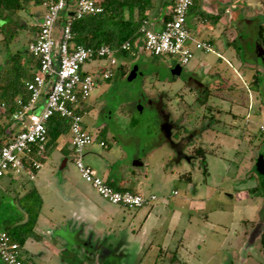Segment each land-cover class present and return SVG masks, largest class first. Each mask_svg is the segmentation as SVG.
Instances as JSON below:
<instances>
[{"label":"rangeland","instance_id":"374dc122","mask_svg":"<svg viewBox=\"0 0 264 264\" xmlns=\"http://www.w3.org/2000/svg\"><path fill=\"white\" fill-rule=\"evenodd\" d=\"M250 1V15L256 16V25H264V17L257 16L260 15L257 12L263 10L264 0ZM31 9L32 6L13 16L16 19L13 21L2 17L0 66L8 53L21 52L29 58L26 48L33 35L29 28L35 23L32 18L35 12L31 13ZM193 15V12L187 15L188 19ZM60 26L58 21L54 33L56 40ZM186 26L192 37L210 43V53L194 51L193 58L186 65H181L175 56L155 58L141 56L142 52H138L128 60L115 55L113 76L98 81L84 102L87 110L83 118L93 142L83 149V164L101 179L108 178V184L123 175L131 176L140 183L138 191L141 195H154L157 199L153 207L138 211L117 209L122 213L110 219L109 223L112 227L119 224L123 230H117L115 234L109 231L106 238L113 252L103 255L104 260L90 264H264L261 236L255 243L250 241L256 227V233L264 235V223L260 226L264 187L259 192L243 189L249 187L251 180L242 172L251 166L250 157L253 166L260 157L264 159V132L259 130V126L264 127V102H260L264 100V69L258 77V86H254L253 66L259 59L257 47L253 46L254 36L250 29L243 31L247 50L244 52L243 47L241 50L227 45L226 36L218 27L199 32V25L194 27L189 20ZM104 62L95 60L83 65L82 69L96 72ZM121 65L126 69L119 75L116 70ZM176 70H179L178 75L174 73ZM194 83L204 85L206 105L212 106L213 111L209 112L205 106L195 103L202 87L196 88ZM217 95L227 99L219 101ZM250 98L255 105L248 112L251 122L244 133ZM185 104H189L186 115L189 120L184 127L189 130L188 144L185 150L178 152L181 139L170 137L168 125L173 130L171 136H185L181 130L185 124H180ZM215 110L220 111L218 116ZM236 110L240 112L233 125L237 132H233L229 125ZM9 130L7 138L14 132L11 127ZM249 137L252 145L245 140ZM242 138L243 144L238 149L237 144ZM6 140L4 137L1 145ZM100 142L106 146L101 147ZM197 147L211 150L206 155V174L192 156ZM71 154L68 146L60 143L50 151L43 170L53 173L57 180L64 177L85 189L88 196L104 208L116 209L117 205L102 201L80 178ZM64 159L66 165L61 169ZM234 167L239 169L237 179L233 176ZM255 172L256 169L252 172L253 180L257 178L258 182ZM181 175H189L191 182L179 179ZM56 189L58 191V187ZM209 194H212V199H209ZM1 197L4 199L0 203V220L6 216L15 218V206L22 204L21 199L13 203L10 198L14 196L6 198L7 194H4ZM196 204L200 211L196 210ZM221 206L229 209L221 210ZM151 208L154 210L148 212ZM137 212L139 215L135 217ZM101 223L104 222H97ZM247 231L248 236L238 241L241 238L238 236ZM114 248L122 250L116 254ZM160 248L162 251L159 253ZM68 253L62 262L60 258L53 263H81L75 262ZM245 255L249 256L243 262ZM34 263H39V260Z\"/></svg>","mask_w":264,"mask_h":264},{"label":"built area","instance_id":"2783aa9c","mask_svg":"<svg viewBox=\"0 0 264 264\" xmlns=\"http://www.w3.org/2000/svg\"><path fill=\"white\" fill-rule=\"evenodd\" d=\"M43 0L44 10L38 32L27 45V52L38 61L31 81L25 83L29 100L11 116L18 128L0 147V178L12 174H25L33 179L42 167L44 146L47 141L46 122L57 115L68 118L71 150L75 156L74 166L80 178L88 183L100 198L112 205L127 210H138L151 206L157 199L154 195L144 196L131 191H117L97 176L94 170L82 162L83 149L92 144L91 134L82 128L83 114L77 113L79 106L86 101L98 81L113 76L117 50L107 46L85 48L74 44L71 21L102 12L104 0ZM193 0H175L170 19L164 22L160 31L154 32L146 27L140 28L141 50L143 53L161 57H177L181 65L193 58L194 51L211 52L208 42L192 37L186 28L187 15ZM63 13V15H61ZM71 14V15H70ZM62 21L59 37L54 33L56 24ZM128 42L121 46L129 51ZM95 60H104L106 66L99 76L82 72V66ZM42 101L40 112H34ZM263 129V128H261ZM101 147L105 143L100 142ZM19 245L11 237L0 232V262L2 264H22Z\"/></svg>","mask_w":264,"mask_h":264},{"label":"crops","instance_id":"0c3cea01","mask_svg":"<svg viewBox=\"0 0 264 264\" xmlns=\"http://www.w3.org/2000/svg\"><path fill=\"white\" fill-rule=\"evenodd\" d=\"M73 2L74 0L71 1V4ZM174 2L175 0H154L153 9L147 12V19L145 21L146 27L154 32L160 31L163 27L165 16L171 15ZM250 4H251L250 0H197L196 7H198L201 12L216 17L217 20L214 23L211 22L202 23L199 21L194 24V27L196 24L197 26L199 25V28L197 27L199 32L201 31L206 32L210 30L212 27L213 29H215L216 27L220 28L223 34L226 36V40H227L226 44L229 46H233L235 49L237 48L241 49V47L243 48L246 47L242 35L245 29H250L254 36L253 46L256 45L257 54L259 55V59L255 60L254 63L255 65L253 66V70L254 72L257 71L259 73L258 75L259 77L262 75L264 69V47H262L260 40L258 39L257 36V27L260 24L256 25V21H255L257 19L255 18L256 16L253 17L250 15L251 12V10L249 11V9L251 8ZM31 6H32L31 13L35 12L32 16L33 20L35 21L33 25L39 26L42 19L41 15L43 13V9L39 6H34V5ZM262 6H263V10L257 12L260 13V15H257L260 18L264 17V1L262 2ZM6 17L8 16L7 15L3 16V18ZM8 18H10L11 21L15 19L13 16ZM1 22H2V18L0 17V28L4 26V24H1ZM24 26L27 27V25ZM1 32L2 31L0 30V33ZM32 32L33 35L29 40V42L33 41L36 36V31L35 32L32 31ZM247 48L249 49V47ZM243 51L247 52L246 48ZM135 52L136 53L142 52L141 44L136 46ZM142 55H147V54L142 52L141 56ZM4 60L5 59H3V62ZM259 63L261 64V66H259ZM105 66H106V62H104V64H102L99 70L96 72L83 70V69L82 72L99 76V73L104 70ZM253 75L254 73L252 74V76ZM197 96L198 97L201 96L202 99L204 98V95H197ZM198 97H196L195 100ZM216 97L219 99V101H223L227 99L219 95H217ZM228 100H230L231 102V98H229ZM251 100L252 99L250 98L248 101L247 112L245 114L247 126L244 127V133L247 132V128L248 126H250L249 124L251 122L250 121L251 116L250 113L248 112L250 111V109L252 110L253 106L255 105L254 104L255 101L252 102ZM232 101L234 102V100ZM260 102H264V100L261 99ZM188 106L189 104L188 105L185 104L183 106L185 112L180 118L181 120L180 124H185L181 129L185 133V136L183 137L181 135L179 137L171 136L173 130L170 129L171 127L169 128L170 137L178 138L177 139L178 141L181 139L182 145L181 146L178 145L179 146L178 152L179 151L182 152V150H185L188 144L189 130L184 129L186 123L189 120L188 116H186L189 113ZM41 108H42V101L39 102V106L36 109H34V112L36 113L40 112ZM231 108L233 110V105ZM83 109H86L85 105ZM237 111L238 110L234 111V114L231 115L232 120L230 121V125H229L231 127L229 128L232 129L233 132H237L236 127L235 130L233 129V125H235L236 123L235 119L239 117L238 113L240 111L238 112ZM82 116L84 117V115ZM82 120H83L82 128L89 133L84 118H82ZM215 121L218 120L215 119ZM211 124L212 122L209 123V125ZM11 128L13 129L12 131H15L18 128V126L12 123ZM259 130L261 132H264V127L262 125L259 126ZM209 131L211 132V130ZM243 140L244 138L240 139V141L238 140L239 141L237 144L238 149L241 148L243 144L242 143ZM245 140H247L250 143V145L253 144L251 137H249L248 139L246 138ZM60 143L66 144L68 146L69 152H71L72 153L71 155H73L72 160L74 163V154L71 150L69 134L65 138L60 137L57 140V146L55 148H57ZM47 157L48 155L44 156V158L42 159V167L39 171H37L33 179H29V177L26 176L25 174H21L18 176L9 174L0 179V197L3 195V193L7 192L8 190H13L12 194H15L13 196L15 199H17V194L18 197H20L21 195L25 194L29 189H34V191L38 194L39 198L41 199V208H40L39 216L36 221V225L34 227V233L39 237V241H34L32 239L26 240L23 247L20 249L22 259L29 262V264H55L53 263V261L59 260L61 258V262H62V259L69 252L68 255H70V257L75 262L81 261L80 264H84V263L90 264L93 261H96L97 263V260L99 261L104 260L105 258H103L104 257L103 255H107L113 252V250H111L113 249L111 248L112 245L108 244V241H106L108 232L110 231L112 232V234H115V231L123 230L122 226H120L119 224L117 225V227H112L109 221L113 217L120 215V213L123 212L122 210L124 208L115 206L116 209H110V210L106 209L102 206L101 203L92 199L93 197L92 198L89 197L85 189L80 188L77 185L73 184L67 178L60 177V179L57 180L56 176L53 173H49L47 172V170H43L44 161ZM249 159H250L249 164H251V166L249 165L250 167L243 170L242 172L244 177L251 180L250 181L251 183L249 187L247 188L245 187L243 189L252 192L253 191L259 192V189L264 187V159L263 157H260L258 162H256L255 166H253V162H252L253 159L251 157ZM65 165H66V159L63 160L61 169H63ZM134 165L137 164L135 163ZM254 169H256L255 173L259 179L258 182L256 181L257 178L256 180H253L254 177L252 172ZM238 170L239 169L237 167H234L233 176L235 179L238 178ZM103 180L106 183H108V178H105ZM112 185L123 188L127 191H131L133 193L140 194L138 191L140 183L128 175H123L122 177H119V179H116L115 182L112 183ZM56 187H58V191ZM211 195L210 194L208 195L209 199H212ZM21 203L23 204V201ZM22 204L20 206L18 205L17 207L15 206V214H16L15 218L6 216L0 220V231H2L3 228L11 224L13 221L16 220L22 221L24 219V217L22 219V215L25 214V211L23 209ZM149 207H153V206L151 205ZM224 207L225 206H221L220 207L221 210L228 208V207L225 208ZM195 208L196 210L200 211L199 209L200 207L198 204H196ZM117 209L121 210L122 212L118 211ZM153 210H154L153 208H151L150 210L148 209V212ZM216 210H218V207L216 208ZM138 215L139 214L137 212L135 217H138ZM144 217L145 216H143V218ZM260 217H261L260 219V226H261V224L263 225L264 223V207L261 210ZM102 221L104 222L103 224L101 223L102 225L97 224V222L100 223ZM246 221L248 223L251 222L249 220ZM252 228L253 225L251 226L249 231H251ZM256 229L258 228L256 227ZM256 229L255 232H252L253 234L250 238V241L252 243H255V241L259 239L260 236L261 237L264 236L262 233L261 234H258V232L256 233ZM240 236L241 238L238 241H241L242 238L247 237L248 231L242 233L238 237ZM71 242H73L72 245H70ZM104 242L106 244H104ZM74 244H76L77 246ZM73 245L74 247L72 248ZM108 246L110 248H108ZM114 249H115L114 253L116 254L120 253V251L122 250L117 248ZM248 256L245 255V259L243 262L247 261ZM38 260L39 263H34V261L38 262Z\"/></svg>","mask_w":264,"mask_h":264},{"label":"trees","instance_id":"16d2710c","mask_svg":"<svg viewBox=\"0 0 264 264\" xmlns=\"http://www.w3.org/2000/svg\"><path fill=\"white\" fill-rule=\"evenodd\" d=\"M196 1L197 0H193V4L188 11V15L192 12L194 15L189 19L187 16V21L189 20V23L193 26L199 21L202 23L216 22V17L205 14L196 7ZM42 2L43 0H0V17L2 18L4 15L8 17L16 16L22 11H27L31 5L42 8ZM101 6V13L71 21L70 27L74 44L93 49L107 46L117 50V57L132 60L135 57L136 46L141 44L140 28L147 19V12L154 7V0H104ZM169 19L170 16H165L164 22ZM60 22L62 25V21ZM186 28L190 31L187 26ZM30 29L34 32L36 31L37 34L38 26H34ZM0 30L2 31V27ZM257 36L262 47H264V25H258ZM125 42H128L131 46L129 51L121 50V46ZM5 44H7V42ZM27 54L29 58L23 56L21 52H15L13 54L8 53L3 64L0 66V147L2 146L1 143L4 137L8 140L6 135L13 123L11 116L20 110L21 106L17 103V98H20L22 105L26 104L29 100V94L26 91L25 83L32 80L38 66V61L30 53L27 52ZM125 69L126 66L121 65L117 68L116 73L121 75ZM258 75L259 73L255 71L252 76V83L254 86H258ZM206 91L205 87L202 86L200 95H203ZM195 103L199 106H205L206 110H209V112L213 111L210 106L206 105V97L202 99L201 96H199L195 100ZM83 108L84 105L79 106L77 113L82 115L85 112ZM218 112L219 110H215V113ZM69 124L70 121L68 118H62L57 115L48 119L45 125L47 141L44 146V156L49 155L50 151L57 146V140L60 137H66L69 134ZM209 152H211V150L202 147H197L192 152V156L197 160L200 167H202L203 174L207 173L206 155L209 154ZM179 179H184L188 182L191 181L189 175H181ZM108 185L117 191L125 190L112 184ZM12 192L13 190H8L3 193L2 196L7 194L6 198H8L9 195H15L12 194ZM2 199L4 198L0 197V203ZM20 199L23 201L25 214L22 215V219L23 217L24 219L22 221H13L0 232L7 233L21 249L28 239L39 241V237L34 233V227L39 216L41 199L34 189H29L20 197H18L17 194V200ZM10 200L15 203L14 200L16 199L12 197ZM260 242L264 249V236L260 238ZM161 251L160 248L159 253ZM26 262L27 261L24 259L22 260V264H27Z\"/></svg>","mask_w":264,"mask_h":264},{"label":"flooded vegetation","instance_id":"af4514ba","mask_svg":"<svg viewBox=\"0 0 264 264\" xmlns=\"http://www.w3.org/2000/svg\"><path fill=\"white\" fill-rule=\"evenodd\" d=\"M194 85H195V87L197 88H200V87H202V85L201 84H199V83H194ZM152 104V103H151ZM155 105V104H154ZM168 127L170 128L171 127V125H168Z\"/></svg>","mask_w":264,"mask_h":264},{"label":"water","instance_id":"95a60500","mask_svg":"<svg viewBox=\"0 0 264 264\" xmlns=\"http://www.w3.org/2000/svg\"><path fill=\"white\" fill-rule=\"evenodd\" d=\"M70 15H71V14H70ZM174 73L178 75V74H179V70H176Z\"/></svg>","mask_w":264,"mask_h":264}]
</instances>
